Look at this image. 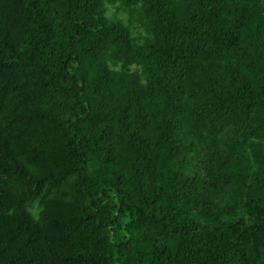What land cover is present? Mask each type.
Masks as SVG:
<instances>
[{"label":"trees","instance_id":"obj_1","mask_svg":"<svg viewBox=\"0 0 264 264\" xmlns=\"http://www.w3.org/2000/svg\"><path fill=\"white\" fill-rule=\"evenodd\" d=\"M0 264H264V0H0Z\"/></svg>","mask_w":264,"mask_h":264}]
</instances>
